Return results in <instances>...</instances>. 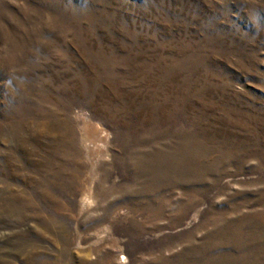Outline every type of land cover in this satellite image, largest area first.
I'll return each mask as SVG.
<instances>
[{"label": "rangeland", "instance_id": "1", "mask_svg": "<svg viewBox=\"0 0 264 264\" xmlns=\"http://www.w3.org/2000/svg\"><path fill=\"white\" fill-rule=\"evenodd\" d=\"M0 264H264V0H0Z\"/></svg>", "mask_w": 264, "mask_h": 264}]
</instances>
